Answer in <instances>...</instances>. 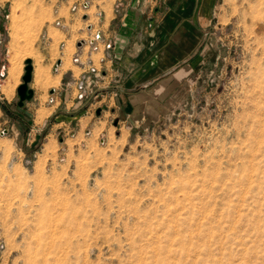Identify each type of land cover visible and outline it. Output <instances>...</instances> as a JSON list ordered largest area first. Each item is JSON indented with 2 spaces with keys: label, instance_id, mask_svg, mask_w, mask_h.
<instances>
[{
  "label": "rangeland",
  "instance_id": "374dc122",
  "mask_svg": "<svg viewBox=\"0 0 264 264\" xmlns=\"http://www.w3.org/2000/svg\"><path fill=\"white\" fill-rule=\"evenodd\" d=\"M183 1L138 82L100 64L125 0L12 1L4 92L30 57L37 88L75 74L76 94L0 126V264H264V0Z\"/></svg>",
  "mask_w": 264,
  "mask_h": 264
},
{
  "label": "crops",
  "instance_id": "0c3cea01",
  "mask_svg": "<svg viewBox=\"0 0 264 264\" xmlns=\"http://www.w3.org/2000/svg\"><path fill=\"white\" fill-rule=\"evenodd\" d=\"M12 1L13 0H0V48L6 46L8 39V20L6 14L11 13ZM157 1L159 0H125V2H123L120 13L126 17L127 23L122 24L116 42L112 45L111 49L104 52L106 57H101L100 59V64H102L104 71L107 69V78L119 76L122 80L138 82L141 79H146L147 75L152 71L153 66L158 63L155 59L158 54L154 56V46L158 41V36L155 34L159 32V27L162 26L161 24L165 22L169 24L171 21L170 18L173 16L186 15L185 11L187 7L184 6L185 1L183 0H164L167 4L165 5L166 7H164L166 11L161 14L164 18L161 22H156L154 26V16H158V11L160 10L155 6ZM144 17L147 18L148 21H152L150 23L151 26L147 24V26L144 27L145 25L142 24V19ZM145 31L148 32V35L144 34ZM179 31L183 33L181 40H186L187 35L190 33L187 27L183 25ZM187 31L189 33H187ZM168 36L169 34L165 35L164 39H167ZM165 49H162L163 51L160 52V54H162L161 56H164V58L167 54H171L168 46H166ZM149 58L150 60H148ZM43 61L44 64L50 66L51 69H53L55 63L60 64L58 70H60L62 65L61 59L58 57L53 59L52 53L49 50L45 51ZM89 61L92 62V65H97L94 59L91 58ZM33 64V80L30 86L34 89L35 94L33 100L26 102L24 106V110L32 112V117L27 116V119H23L21 115L18 114V85L14 87V90H10L8 95L4 92L3 88L0 90V126L2 123L5 124L8 121L12 123L11 126L14 129L15 138H18L19 135L24 136L25 130L23 127L27 126V120L32 119L35 122L39 116L38 113L40 110L47 109L49 113L44 116L41 126L34 123L35 126H39L38 128H42L46 123H49L58 116V113L62 110V107H60L62 103L66 99L74 98L76 94L75 74L70 75L69 78H65L63 74L61 75L59 84L51 85L47 88H37L34 83L36 70L34 61ZM9 67L10 66L7 65L8 70ZM8 76L9 71L5 77L3 86L6 85ZM73 106V110L76 109L75 102Z\"/></svg>",
  "mask_w": 264,
  "mask_h": 264
},
{
  "label": "water",
  "instance_id": "95a60500",
  "mask_svg": "<svg viewBox=\"0 0 264 264\" xmlns=\"http://www.w3.org/2000/svg\"><path fill=\"white\" fill-rule=\"evenodd\" d=\"M99 38L101 35L98 36ZM84 40L79 42L78 45L81 46ZM24 74L22 76V83L18 86V110L20 112L24 111V106L26 102L32 101L34 98V89L30 86L33 80L34 64L32 58H27L25 60ZM27 114L31 115L30 112L26 111Z\"/></svg>",
  "mask_w": 264,
  "mask_h": 264
},
{
  "label": "built area",
  "instance_id": "2783aa9c",
  "mask_svg": "<svg viewBox=\"0 0 264 264\" xmlns=\"http://www.w3.org/2000/svg\"><path fill=\"white\" fill-rule=\"evenodd\" d=\"M10 16V14H6V18L8 19ZM8 55V49H6V47H2L0 48V90L3 86L5 77L8 74V69H7V65L5 63L6 61V57ZM74 61L75 62H79L80 61V57L79 56H74ZM88 65V66H87ZM86 65L87 69H88V73H84L82 80H80L79 84H78V88L79 89H83L84 88V83H85V79H90L92 73H94L95 75H98L99 70L97 67H95L94 65H92V62L89 61L88 64Z\"/></svg>",
  "mask_w": 264,
  "mask_h": 264
},
{
  "label": "bare ground",
  "instance_id": "6f19581e",
  "mask_svg": "<svg viewBox=\"0 0 264 264\" xmlns=\"http://www.w3.org/2000/svg\"><path fill=\"white\" fill-rule=\"evenodd\" d=\"M15 68H16V67H15ZM17 70H18V69H17ZM8 71H10V72H9L10 74H12V75L14 74V75H15V69H14L13 67H12L10 70H8ZM41 73H42V72H41ZM44 73H45V72H44ZM46 73H47V72H46ZM47 75H49V74H46V76H47ZM10 76H11V75H10ZM8 77H9V76H8ZM39 77H41V76H39ZM39 77H38V78H39ZM49 77H50V76H49ZM52 77H53V76H52ZM52 77H51V78H52ZM47 78H48V76H47ZM48 79H49V78H48ZM48 79H47V80H48ZM53 79H54V77H53ZM53 79H52V80H53ZM42 80H43V75H42ZM47 80H46V81H47ZM55 80H57V79L55 78ZM55 80H54V81H55ZM54 81H53V82H54ZM44 83H45V82H44ZM57 83H58V81H57Z\"/></svg>",
  "mask_w": 264,
  "mask_h": 264
}]
</instances>
